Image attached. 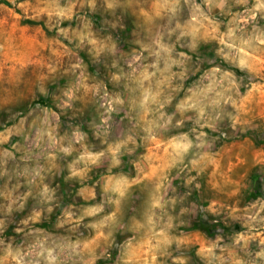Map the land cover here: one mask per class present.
<instances>
[{
    "label": "rangeland",
    "instance_id": "rangeland-1",
    "mask_svg": "<svg viewBox=\"0 0 264 264\" xmlns=\"http://www.w3.org/2000/svg\"><path fill=\"white\" fill-rule=\"evenodd\" d=\"M0 264H264V0H0Z\"/></svg>",
    "mask_w": 264,
    "mask_h": 264
},
{
    "label": "trees",
    "instance_id": "trees-1",
    "mask_svg": "<svg viewBox=\"0 0 264 264\" xmlns=\"http://www.w3.org/2000/svg\"><path fill=\"white\" fill-rule=\"evenodd\" d=\"M255 181H257L258 177H253ZM215 225L209 224L206 221L203 220H197L193 223L191 229H195V230H200L203 231L205 233H207L208 235L211 234V229L214 227Z\"/></svg>",
    "mask_w": 264,
    "mask_h": 264
}]
</instances>
